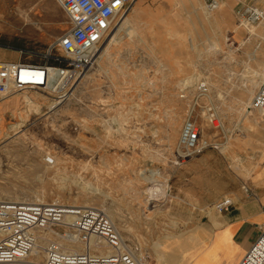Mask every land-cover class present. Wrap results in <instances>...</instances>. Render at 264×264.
I'll list each match as a JSON object with an SVG mask.
<instances>
[{
    "label": "rangeland",
    "instance_id": "rangeland-1",
    "mask_svg": "<svg viewBox=\"0 0 264 264\" xmlns=\"http://www.w3.org/2000/svg\"><path fill=\"white\" fill-rule=\"evenodd\" d=\"M245 2L208 10L202 0L137 1L74 96L55 102L26 91L0 100V199L101 210L151 264L166 245L188 244L218 200L264 187V115L250 108L264 20L244 23ZM257 5L264 12V0ZM67 27L55 0H0V45L28 48L33 62ZM199 82L207 98H197ZM209 103L219 127L203 110ZM188 115L210 146L183 160Z\"/></svg>",
    "mask_w": 264,
    "mask_h": 264
},
{
    "label": "built area",
    "instance_id": "built-area-1",
    "mask_svg": "<svg viewBox=\"0 0 264 264\" xmlns=\"http://www.w3.org/2000/svg\"><path fill=\"white\" fill-rule=\"evenodd\" d=\"M241 1V0H237ZM245 1V0H244ZM259 0H246L238 16L247 24L264 20ZM68 27L40 54L39 62L0 60V100L26 91H37L61 102L94 62V54L115 29L117 19L127 16L134 0H55ZM215 10L220 0H202ZM18 54L27 58L29 49ZM197 98H207L204 82L196 85ZM210 104V103H209ZM250 108L264 115V77ZM212 124L219 117L210 104L203 106ZM210 145L201 138L200 127L188 115L182 124L177 148L181 159L196 157ZM219 144H215L217 148ZM53 164L54 159L46 158ZM251 197L254 193L245 189ZM222 198L213 210L222 214L232 207ZM36 264H149L147 249L126 243L112 221L98 209L59 203L0 202V264H18L29 258ZM237 264H264V220L259 233Z\"/></svg>",
    "mask_w": 264,
    "mask_h": 264
},
{
    "label": "crops",
    "instance_id": "crops-1",
    "mask_svg": "<svg viewBox=\"0 0 264 264\" xmlns=\"http://www.w3.org/2000/svg\"><path fill=\"white\" fill-rule=\"evenodd\" d=\"M137 1L142 0H134L133 5ZM13 47L0 45L1 61L33 62L21 58ZM11 51L16 53L17 60L6 58ZM253 193L255 197L232 196L233 204L227 212L204 216V223L190 233L188 244L172 248L166 245L151 264H237L257 237L264 220V187Z\"/></svg>",
    "mask_w": 264,
    "mask_h": 264
},
{
    "label": "bare ground",
    "instance_id": "bare-ground-1",
    "mask_svg": "<svg viewBox=\"0 0 264 264\" xmlns=\"http://www.w3.org/2000/svg\"><path fill=\"white\" fill-rule=\"evenodd\" d=\"M137 3V2H136ZM138 7V6H137ZM134 9H137V8H133L132 9V11L134 10ZM121 21V23L119 24V26L117 27V29H116V33L111 37V38H109V39H107L108 41H107V43L105 44V46H104V48L102 49V48H100V49H102V50H98L97 52H96V54H94V62H93V64H92V66L95 64V63H97L98 64V62L100 61V59H101V57H103L104 55H106V53H107V51H108V49H109V46L112 44V42L114 43V41H115V36H116V34L118 33V32H120L122 29H124L125 28V26H126V23H127V19H126V17H124L122 20H120ZM127 29V28H126ZM218 52V51H217ZM91 66V67H92ZM90 67V68H91ZM90 68H89V70H90ZM88 70V71H89ZM88 71L79 79V81H78V83L76 84V86L74 87V89H72L71 90V92L70 93H68V95L69 96H74V92H75V90L77 89V87L79 86V84L80 83H82L83 82V80L84 79H86V75H87V73H88ZM260 76L262 77L261 78V81H262V79H263V77H264V61H263V64H262V66L260 67ZM251 81V83L252 84H254L253 85V87H255L256 86V84H257V82H256V80H254V78L252 79V80H250ZM259 81H260V78H259ZM254 90V89H253ZM57 160V159H56ZM155 173V172H154ZM152 176H154L153 174H151ZM154 180V179H153ZM0 202H7V200H1L0 199ZM9 202H17V201H9ZM23 202H26V201H23ZM44 202V201H43ZM42 202V203H43ZM20 203V202H19ZM29 203H41V201L39 200V202H29ZM69 206H78V205H75V204H70ZM79 206H83V205H79ZM87 206V205H86ZM88 207V206H87ZM106 212V211H105ZM107 215V214H106ZM108 218H109V216H108ZM110 219V218H109ZM113 221V220H112ZM113 223V222H112ZM36 261H25V262H23L24 264H36L35 263ZM22 263V264H23ZM18 264H20V263H18Z\"/></svg>",
    "mask_w": 264,
    "mask_h": 264
}]
</instances>
